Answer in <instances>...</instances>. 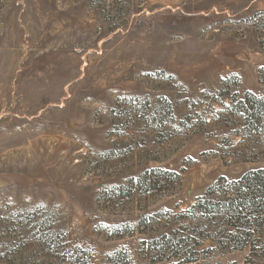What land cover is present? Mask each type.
Listing matches in <instances>:
<instances>
[{
  "label": "rangeland",
  "instance_id": "obj_1",
  "mask_svg": "<svg viewBox=\"0 0 264 264\" xmlns=\"http://www.w3.org/2000/svg\"><path fill=\"white\" fill-rule=\"evenodd\" d=\"M249 91L264 0H0V264H264L185 212L264 166L222 158Z\"/></svg>",
  "mask_w": 264,
  "mask_h": 264
},
{
  "label": "trees",
  "instance_id": "obj_2",
  "mask_svg": "<svg viewBox=\"0 0 264 264\" xmlns=\"http://www.w3.org/2000/svg\"><path fill=\"white\" fill-rule=\"evenodd\" d=\"M226 110L232 116L241 118L233 120L241 126L233 132L239 138L237 143L228 138L224 140L229 146L222 158L231 156L234 163L264 160V95L249 91L241 99L234 97ZM185 212L201 214L214 227L215 235L212 236L203 228L197 243L213 239L220 250L231 252L261 248L260 237L264 233V166L251 169L238 179L220 178ZM178 232L165 233L153 241L179 246L194 239L192 235L179 237ZM256 236L260 237L256 239ZM179 251L180 248H177L174 255L180 256ZM163 257L160 256L159 261Z\"/></svg>",
  "mask_w": 264,
  "mask_h": 264
}]
</instances>
